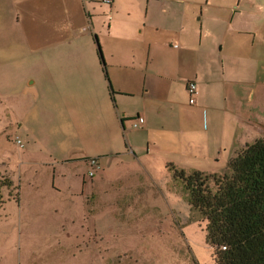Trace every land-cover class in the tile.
<instances>
[{"label":"crops","instance_id":"obj_1","mask_svg":"<svg viewBox=\"0 0 264 264\" xmlns=\"http://www.w3.org/2000/svg\"><path fill=\"white\" fill-rule=\"evenodd\" d=\"M25 1L60 18L48 46L26 60L34 109L51 119L50 147L35 127L30 133L50 155L47 196L57 213L66 194L84 218L99 202L104 174L87 180L91 158L132 157L133 174H168V165L215 174L264 138V0H52L48 10L46 0H17L18 7ZM138 116L146 123L134 129ZM19 150L26 162L44 152ZM17 193L22 200L21 187ZM91 227L101 233L97 222Z\"/></svg>","mask_w":264,"mask_h":264},{"label":"rangeland","instance_id":"obj_2","mask_svg":"<svg viewBox=\"0 0 264 264\" xmlns=\"http://www.w3.org/2000/svg\"><path fill=\"white\" fill-rule=\"evenodd\" d=\"M15 1L0 0V264H215L206 222L184 183L172 171L133 174L132 157L98 159L101 169L93 180L104 174L105 187L88 217L71 209L67 194L56 212L47 196L53 185L50 155L41 144L50 147L54 141L51 119L34 109L35 99L27 92L34 74L26 60L48 46L50 28L60 18ZM45 3L47 10L54 5ZM34 127L40 145L30 133ZM18 139L31 151H44L40 159L24 161ZM8 178L11 186L4 184ZM87 180L92 181L89 174ZM31 201L36 210H30ZM94 222L98 236L92 233Z\"/></svg>","mask_w":264,"mask_h":264},{"label":"trees","instance_id":"obj_3","mask_svg":"<svg viewBox=\"0 0 264 264\" xmlns=\"http://www.w3.org/2000/svg\"><path fill=\"white\" fill-rule=\"evenodd\" d=\"M99 56L108 78L100 49ZM168 169L184 183L193 208L206 222L215 264H264V138L239 149L223 173Z\"/></svg>","mask_w":264,"mask_h":264},{"label":"built area","instance_id":"obj_4","mask_svg":"<svg viewBox=\"0 0 264 264\" xmlns=\"http://www.w3.org/2000/svg\"><path fill=\"white\" fill-rule=\"evenodd\" d=\"M106 3H111L112 0H105ZM187 92L190 96V104H194L196 102V94H197V83L194 81L188 82L187 84ZM146 123V120L143 116H138V118L132 121V127L134 129H141ZM17 143L21 148H24V143L18 139ZM91 170L89 171V177L93 178L96 173L101 169L100 163L97 158H91L89 160Z\"/></svg>","mask_w":264,"mask_h":264}]
</instances>
